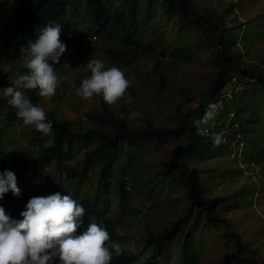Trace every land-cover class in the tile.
Instances as JSON below:
<instances>
[{"label":"trees","instance_id":"trees-1","mask_svg":"<svg viewBox=\"0 0 264 264\" xmlns=\"http://www.w3.org/2000/svg\"><path fill=\"white\" fill-rule=\"evenodd\" d=\"M156 2L0 0V52L7 50L12 38L17 35L24 40L34 39L36 26L59 23L63 26V43L78 44L85 42L90 34L96 35L111 43L103 50L105 59L128 68L142 57L151 56V50H154L157 42L169 36L163 27L172 23L177 28L172 34L177 37L178 45L174 48L168 46L165 52L174 58L191 59L198 52L207 51L218 69L208 90L200 95L187 87L183 88L185 99L176 106L177 123H158L147 115L146 123L134 128L120 100L114 106H109L100 97L99 107L85 113L87 123L60 120L52 112H47L48 119L53 123V131L44 135L33 127V137H27V146L36 148V152L26 160H22L17 150V156H12V137H3V132L7 130L0 128V172L13 171L21 189L19 196L13 195L11 191L6 193L0 206L19 211V218L20 213L26 210L30 198L54 194L62 186V189L65 188L60 191L62 195L71 194L86 209L77 234H82L89 223L94 222L108 232L111 230L113 240H117V225L125 222L127 214L139 211L133 205L128 207L136 195L141 194V181H145V187L149 184L151 186L146 191V201L158 187V182H151L161 178L164 182L181 185L188 197V208L183 216L158 231L148 226L147 241L153 246L150 259L154 261L151 263L158 264L157 256L165 252L162 261L168 264V252L176 240L184 237L185 256L193 247L194 231L203 216L209 223L223 224L230 229L231 224L223 214L239 205L237 197L246 199L249 195L242 193L244 195L238 196L234 193L210 196V182L214 183L219 174L231 170L222 172L220 167L200 168L193 165L194 160L206 158L215 152L226 154L235 146H243L241 158L246 160L249 168L263 167L264 170V128L260 125L264 118V73L243 65L242 54L237 47L241 31L243 42L254 41L255 37L261 36L262 27L259 25L264 22V16L260 18L256 29L251 27L250 21H234L229 26V14L236 8L234 3L223 11H217L200 8L195 0H162V21H154L156 10L153 5ZM201 46L203 49H200ZM234 78L236 82L232 91L239 83L243 84L240 93L242 98H226L224 102L222 92ZM38 91L28 92L29 98L36 104H40ZM259 91V99H256L255 94ZM127 92L135 94L133 84ZM0 98V117L4 116L5 123L12 125L22 122L16 117L15 109L11 106L6 108V100L2 95ZM197 98L196 106L184 110L185 105ZM216 105L214 114L208 118L210 110ZM213 121L216 125L208 128ZM198 128L206 130L207 134H198ZM221 130L226 132L219 135ZM214 135L219 136V143L214 141ZM171 138L181 141L171 149L170 158L164 161V168L154 175L138 177L140 170L135 169L133 163L151 145H158ZM79 153L83 155L81 158L78 157ZM224 160L233 164L230 155ZM22 162L24 164L20 166ZM253 164L255 167H252ZM49 167L56 174L51 179L53 188H49L39 177ZM30 170L33 174L28 177L26 173ZM203 173L206 174L205 178ZM93 178L96 181V195L82 198L80 191L83 183ZM129 178L133 181L129 182ZM45 179L50 180L48 176ZM114 200L118 201L122 209L118 221L108 218ZM102 221H106V225L101 224ZM229 235L235 239V249L228 251L219 264H264V259L253 257L252 251L231 229ZM125 264L136 263L133 258Z\"/></svg>","mask_w":264,"mask_h":264},{"label":"rangeland","instance_id":"rangeland-1","mask_svg":"<svg viewBox=\"0 0 264 264\" xmlns=\"http://www.w3.org/2000/svg\"><path fill=\"white\" fill-rule=\"evenodd\" d=\"M74 1V0H73ZM76 1V0H75ZM200 8L208 10L223 11L231 3L236 5V8L229 14L228 25H233L237 21H250L251 27L255 29L260 23V18L264 16V0H195ZM162 0H157L154 4L156 10V18L154 21H162ZM235 21V22H234ZM263 22V21H262ZM163 24L165 21L162 22ZM264 23V22H263ZM261 26V36L255 37L254 41L247 40L243 42V31L240 32L237 47L242 54V63L245 66L257 69L264 73V24ZM76 28L73 27L72 30ZM168 33L162 41H158L154 50H151V56L142 57L129 67L128 75H135L134 90L137 95L126 93L122 98V104L128 112V119L132 127L136 128L146 123V116L149 115L158 123H177L176 117L178 110L176 106L179 102H183L185 95L183 88H189L196 95H200L208 90L210 84L217 73V66L211 59V54L207 51H200L195 58L180 59L172 57L166 51L168 46L174 48L178 45L177 37L172 34L177 28L172 23L163 27ZM93 39V40H92ZM252 39V38H248ZM87 40L91 42H80L73 47L70 43L67 44V51L62 56L61 60L65 61L62 65L63 72L60 74L61 67H57V74L60 78L61 85L57 89L54 96L49 99H43L39 96V103L43 105L46 112H52L60 120H73L78 124H83L86 121L85 113L99 107L100 96H95L90 100H82L76 95V88L79 87L77 79L83 75H90V70L86 64L89 59L103 56V50L111 45L98 37L94 38L91 34ZM20 35L12 40L14 44L9 49L0 53V67L4 60H10L6 63L5 75L0 72V84L4 87L9 86L10 78H15V73L21 65L25 67V60L28 57L21 56ZM200 49H203L201 46ZM23 57V58H21ZM61 65V64H60ZM124 71V69H122ZM236 78L228 82L222 92L224 102L226 98L241 97L240 93L244 87L239 83L232 91ZM1 86V85H0ZM253 87L252 84L249 85ZM3 88V87H0ZM261 90V89H260ZM264 90H262L263 92ZM259 91L255 94V98L259 99ZM258 94V95H257ZM61 96V97H59ZM63 96V97H62ZM3 97V96H2ZM227 99V100H228ZM244 99V97H243ZM198 98L189 102L184 106V110L191 109L198 104ZM9 105L6 106L8 108ZM217 105L210 110L208 118H210ZM122 113L123 110H121ZM120 112V113H121ZM262 116H264V106L262 107ZM232 117V116H230ZM4 116L0 117V128L6 129L3 132V137L10 138L13 145L12 156H17L16 152L26 160L35 153L36 148L27 146L28 138L33 137V126H25L23 123L15 122L12 125L5 123ZM216 122L208 125V128L214 127ZM260 125L264 128V118L262 117ZM85 127V124L83 125ZM226 131L220 132L223 135ZM13 139V141H12ZM181 140L169 139L160 144L151 145L147 152H143L140 159L135 161L134 167L140 170L138 177L154 175L164 168V161L170 158L171 149ZM243 146H235L231 152L223 154L215 152L213 155L206 158L193 161V165L200 168L220 167L221 171L231 170L219 174L216 181L210 182L212 190L210 196L216 194L222 195H244L248 193L247 198H239V205L231 210L226 211L225 216L230 224L231 231H234L245 245L252 251L251 255L259 260L264 259V170L263 167H255L253 164L249 168L246 160L241 158ZM17 150V151H16ZM11 155V154H10ZM230 155L233 159V164L225 161L226 156ZM83 155L79 153L78 157ZM11 159V156L9 160ZM24 163L20 164L22 166ZM237 166H236V165ZM237 167V168H234ZM33 172L27 171L29 177ZM142 174V175H141ZM49 177V181L45 177ZM56 176L54 171L49 167L39 174L49 188H53L51 179ZM204 178L206 174L202 175ZM129 182L133 179L129 178ZM157 190L152 195L144 200L146 191L151 187L150 184L145 187V181L142 183V192L130 202L128 208L132 205L138 209L136 214H127L124 225L119 226L124 229V237L127 241L126 246L136 250L137 252L143 249L147 236L148 226L155 230H161L165 226L171 224L173 220L183 216L188 208V197L186 190L175 183L170 184L164 182L161 178L154 179L151 184L157 183ZM64 184V182H63ZM62 184V185H63ZM65 185V184H64ZM69 187V186H68ZM96 181L95 178L89 182H84L80 191V196L83 198L87 195L95 196ZM62 189L59 186L58 192ZM133 191V190H131ZM140 193V192H139ZM235 195V196H236ZM87 196V197H90ZM115 200L111 203L110 215L108 218L118 221L120 219L119 212H122L121 206ZM153 204H155L154 208ZM127 208V209H128ZM134 209V212H136ZM129 210H127L128 212ZM133 212V213H134ZM129 215V216H128ZM223 224L209 223L205 216L202 217L196 230L194 231L193 247L189 249L187 255H184V237L176 240L169 249L168 264H219L223 256L235 249V239L229 235V230ZM143 259V257L141 258ZM164 264L163 261H160Z\"/></svg>","mask_w":264,"mask_h":264},{"label":"clouds","instance_id":"clouds-1","mask_svg":"<svg viewBox=\"0 0 264 264\" xmlns=\"http://www.w3.org/2000/svg\"><path fill=\"white\" fill-rule=\"evenodd\" d=\"M62 27L59 23L36 26L34 39L21 38V56L28 57L25 67L24 64L18 67L15 78L9 79V86L0 84L3 87L0 88V95L15 109L16 117L25 126H33L44 135L52 133L53 123L43 105L33 103L28 92L38 89V95L46 100L54 96L60 87L62 81L57 67H61V74L65 63L61 58L70 43L62 42ZM88 37L85 42H91ZM94 38L98 36L94 35ZM70 44L72 47L76 45ZM13 45L10 44L9 48ZM9 61L4 60L1 74L5 75ZM86 67L90 75L77 79L79 87L76 88V95L82 100L100 96L106 104L114 106L119 100L122 103L131 84L134 87L136 74L128 75L129 67L109 62L104 56L89 59ZM197 131L201 135L207 134L204 129L198 128ZM214 141L220 142L218 135H214ZM9 191L15 196L21 194L15 173L4 170L0 172V201ZM85 212L83 205L71 194L62 195L60 192L30 198L19 218V211L0 206V264H125L133 258L136 264H152L153 246L147 241V236L141 251L127 247L125 231L123 228L119 230L124 223L117 225V240H113L111 230L108 232L94 222H90L82 234H77ZM105 222L100 223L106 225ZM164 255L165 252L157 256L158 264H161Z\"/></svg>","mask_w":264,"mask_h":264},{"label":"crops","instance_id":"crops-1","mask_svg":"<svg viewBox=\"0 0 264 264\" xmlns=\"http://www.w3.org/2000/svg\"><path fill=\"white\" fill-rule=\"evenodd\" d=\"M20 123H23V122H20Z\"/></svg>","mask_w":264,"mask_h":264}]
</instances>
